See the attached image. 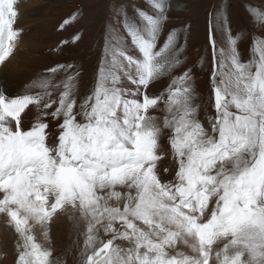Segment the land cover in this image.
I'll use <instances>...</instances> for the list:
<instances>
[{
  "label": "snow or ice",
  "instance_id": "snow-or-ice-1",
  "mask_svg": "<svg viewBox=\"0 0 264 264\" xmlns=\"http://www.w3.org/2000/svg\"><path fill=\"white\" fill-rule=\"evenodd\" d=\"M146 3L151 12L135 9L139 23L126 13L121 21L136 54L110 26L95 85L79 104L71 64L48 70L66 74L60 84L33 82L40 92L0 90V214L18 236L15 264H56L33 227L47 238L54 219L68 213L83 226V264H264V38L253 40V58L242 62L240 36L218 17L227 46L211 40L216 115L209 133L193 103L190 70L164 92L150 91L180 64V50L175 30L157 48L168 0ZM17 4L0 0V65L18 43ZM249 11L264 24V11ZM50 87L59 89L56 99ZM161 105L162 123L153 115ZM165 130L175 164L170 180L159 167ZM122 199V208L109 203ZM116 240L132 245L126 260ZM180 244L192 254L177 250Z\"/></svg>",
  "mask_w": 264,
  "mask_h": 264
},
{
  "label": "rangeland",
  "instance_id": "rangeland-1",
  "mask_svg": "<svg viewBox=\"0 0 264 264\" xmlns=\"http://www.w3.org/2000/svg\"><path fill=\"white\" fill-rule=\"evenodd\" d=\"M21 2L27 5L26 10L30 6L33 22L30 21L26 26H20L21 28L17 26L19 30L24 28L25 33L30 29V34L24 39L19 35L17 44L24 41L22 45H16L11 55L18 56L15 59L17 60L15 66L6 65L7 60L0 65V90L13 97L23 95L25 92H40L42 89L31 87L33 82L50 78L53 85L60 84L66 74L61 71L52 76L48 70L57 65L71 64L75 66L73 71H79L76 92L78 104L95 85L104 57L105 37L109 27L124 38L128 53L136 54L121 21L126 13L139 23L138 17H135L137 8L152 11L146 0H18V4ZM168 2L170 5L167 11L168 18L159 36L157 48L159 49L168 34L175 30L176 48L180 50L178 56L180 64L151 85L150 91L153 94L164 92L172 79L190 70L193 103L199 106L198 118L204 128L211 133L210 120L216 115L211 99L210 78L213 70L211 40L215 39L217 49L227 46L226 37L219 27L218 17L223 14L232 34L240 36L238 41L240 59L242 62H248L253 58L251 50L253 40L264 38V24L258 23L249 10L254 8L264 11V0H168ZM17 7L20 8L18 5ZM48 11H52L50 13L53 16L45 21L43 15ZM74 15L76 19L73 20ZM77 36L80 37L78 40L75 39ZM20 48L28 50L24 58L18 55ZM18 70L20 73L16 72ZM24 73L26 75L22 76ZM8 81L13 82L12 85L15 86L13 89H7ZM49 90L52 99H56L59 89L50 87ZM31 112L29 122L33 120L36 110L32 108ZM153 115L162 123L163 106L161 105V110ZM48 122L52 135H55L56 121L48 118ZM167 137L168 131L165 130L161 137V150L164 156L159 165L163 180L172 179L175 172ZM165 168L168 169L167 172L163 171ZM116 191L125 195L128 193L125 187H117ZM132 194L135 195L134 191ZM109 203L122 208L124 200L119 202L112 200ZM70 215L72 214L57 216L48 228L47 238L40 226L33 227L37 241L52 250L56 264H83L84 257L81 255L84 247L83 226L77 228L74 221L69 218ZM6 219L0 214V264H15L18 236L7 224ZM99 237L101 240L108 239L102 229ZM114 244L121 249L120 254L126 260L129 255L127 250L132 245L122 240H116ZM177 250L192 254L183 244L178 245Z\"/></svg>",
  "mask_w": 264,
  "mask_h": 264
},
{
  "label": "bare ground",
  "instance_id": "bare-ground-1",
  "mask_svg": "<svg viewBox=\"0 0 264 264\" xmlns=\"http://www.w3.org/2000/svg\"><path fill=\"white\" fill-rule=\"evenodd\" d=\"M29 3V2H28ZM18 6H20V8H18V11H19V15H18V17H17V19H16V25L14 26L15 28H17V26L18 27H20V26H26V23H30V21L31 22H33V19L31 18V12H32V10L30 9L29 10V7H28V10H26V8H27V5H24L22 2H21V4H17ZM25 6V7H24ZM22 7V8H21ZM42 7V6H41ZM33 8V7H32ZM50 12H52V11H48V12H46L44 15H43V17L45 18V21H46V19H48V18H51L53 15H52V13H50ZM42 19V18H41ZM52 21H53V18H52ZM51 23V22H50ZM34 26V25H33ZM21 28V27H20ZM30 28V27H29ZM28 34H30V29H29V32H26L25 33V29L23 28L22 30H20V35L22 36V38L24 39V37H27V35ZM21 38V39H22ZM26 40H28V39H26ZM24 41V40H23ZM23 41H21L19 44H17V45H22V43H23ZM16 51V50H15ZM26 51H28V50H26ZM26 51L24 50V49H19L18 50V55L20 56V57H22V58H24V56H25V54H26ZM31 54V53H30ZM16 58H18V56H11L8 60H7V62H6V65H12V66H15V63H16V61H15V59ZM21 70V69H20ZM16 72H19V70L18 71H16ZM20 73V72H19ZM26 74L24 73V75H22V76H25ZM96 82V81H95ZM12 81H8V83H7V89H13V87H15V86H13L12 85ZM36 89V88H35ZM27 90V89H26ZM50 91V90H49Z\"/></svg>",
  "mask_w": 264,
  "mask_h": 264
}]
</instances>
